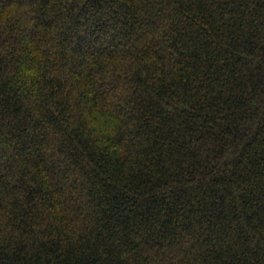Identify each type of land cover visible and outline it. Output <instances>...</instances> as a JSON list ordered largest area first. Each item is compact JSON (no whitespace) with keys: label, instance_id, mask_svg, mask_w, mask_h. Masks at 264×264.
<instances>
[{"label":"trees","instance_id":"16d2710c","mask_svg":"<svg viewBox=\"0 0 264 264\" xmlns=\"http://www.w3.org/2000/svg\"><path fill=\"white\" fill-rule=\"evenodd\" d=\"M0 264H264V0H0Z\"/></svg>","mask_w":264,"mask_h":264}]
</instances>
